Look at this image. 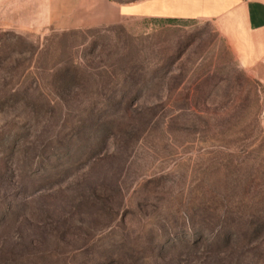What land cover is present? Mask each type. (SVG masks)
Instances as JSON below:
<instances>
[{
	"label": "rangeland",
	"instance_id": "obj_1",
	"mask_svg": "<svg viewBox=\"0 0 264 264\" xmlns=\"http://www.w3.org/2000/svg\"><path fill=\"white\" fill-rule=\"evenodd\" d=\"M91 3L0 0V264H264V71Z\"/></svg>",
	"mask_w": 264,
	"mask_h": 264
},
{
	"label": "crops",
	"instance_id": "obj_2",
	"mask_svg": "<svg viewBox=\"0 0 264 264\" xmlns=\"http://www.w3.org/2000/svg\"><path fill=\"white\" fill-rule=\"evenodd\" d=\"M72 28L111 24L117 18L200 20L214 25L235 59L246 70L264 71V0H88ZM79 15V14H78Z\"/></svg>",
	"mask_w": 264,
	"mask_h": 264
},
{
	"label": "trees",
	"instance_id": "obj_3",
	"mask_svg": "<svg viewBox=\"0 0 264 264\" xmlns=\"http://www.w3.org/2000/svg\"><path fill=\"white\" fill-rule=\"evenodd\" d=\"M72 34H74V35H75V33H68L67 35H72ZM4 36H7V35H4Z\"/></svg>",
	"mask_w": 264,
	"mask_h": 264
}]
</instances>
